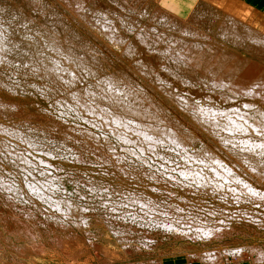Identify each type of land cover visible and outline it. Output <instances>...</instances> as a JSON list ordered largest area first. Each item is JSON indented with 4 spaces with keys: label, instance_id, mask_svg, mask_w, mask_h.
<instances>
[{
    "label": "rangeland",
    "instance_id": "1",
    "mask_svg": "<svg viewBox=\"0 0 264 264\" xmlns=\"http://www.w3.org/2000/svg\"><path fill=\"white\" fill-rule=\"evenodd\" d=\"M251 5L0 0V264L264 261L257 97L190 58L264 74Z\"/></svg>",
    "mask_w": 264,
    "mask_h": 264
},
{
    "label": "bare ground",
    "instance_id": "2",
    "mask_svg": "<svg viewBox=\"0 0 264 264\" xmlns=\"http://www.w3.org/2000/svg\"><path fill=\"white\" fill-rule=\"evenodd\" d=\"M237 1H239V3H252V5L253 4H255L256 5V9H257V7H258V12H260L261 14H263V16H264V0H237ZM250 5V4H249ZM251 5V6H252ZM254 6V5H253ZM248 7V6H247ZM252 9V8H251ZM254 9V8H253ZM255 10V9H254ZM255 12V11H254ZM260 14L258 13L257 14V16H259ZM257 18H259V17H257ZM256 18V19H257ZM264 20V19H263ZM253 22V21H252ZM262 23V22H261ZM252 24V23H251ZM254 24V23H253ZM260 25V24H259ZM256 26V25H255ZM261 34V33H260ZM259 35V34H258ZM258 39V41L259 42H261L262 40H263V42H264V37H261V36H258L257 37ZM207 48V47H206ZM204 49V48H203ZM202 50V49H201ZM201 50H198L197 52V55L195 54V56H193L192 55V57L190 56V58H191V61H192V63H193V65H195V66H197V68L199 67V68H203V70L205 69L207 72H209V73H211L213 76H214V79L215 78H219V80H229V82H230V80H231V82L232 83H230L231 85L233 84V85H235L236 86V84H238V85H240L239 87H240V89H239V87H238V89H239V91H241V92H244L246 95H253V96H256L257 98L255 99V101L254 102H246L245 104V106H251V107H254V110H255V113L257 114V115H259L260 116V118H262L263 120H264V93H263V95H261L262 94V91H264V74H262V71H263V69H261L259 66H255V67H253V66H250V67H248V68H246L245 70L246 71H243L242 73H241V75H239V76H237V72L239 71V70H241V69H243L245 66L243 65V64H240V63H236L237 62V59L238 58H235L234 56H232V55H230L229 57L227 56L228 54H226V56L225 55H223V57H218V58H216V60L215 61H217V63L214 65V64H212L211 63V61H210V59L211 58H213L212 56H213V54L215 53H213V52H211L208 48H207V50H209L208 52H205V57L206 56H208V59H206L205 57H203V54H204V51L203 52H201ZM206 50V49H205ZM214 50H215V48H214ZM193 50H190V52H192ZM195 51V50H194ZM216 51H217V49H216ZM194 53V52H193ZM222 53V52H221ZM225 54V53H224ZM191 55V54H190ZM220 56H221V54H219ZM216 57V56H215ZM238 57V56H237ZM61 58V57H60ZM185 58V57H184ZM189 58V57H188ZM203 58H205V60L203 59ZM235 59L234 61V63H233V65L232 66H227V62H229V61H227V60H229V59ZM239 60H240V58H239ZM227 61V62H226ZM190 62V61H189ZM188 62V63H189ZM231 62V61H230ZM241 62V61H240ZM245 62V61H244ZM57 63V62H56ZM249 63V62H248ZM58 64V63H57ZM230 64V63H229ZM231 64H232V62H231ZM190 65H191V63H190ZM253 65V64H252ZM194 67V66H193ZM202 70V69H201ZM240 72V71H239ZM264 73V72H263ZM212 76V77H213ZM262 79H263V81H262ZM216 80V79H215ZM218 80V81H219ZM233 80H237L235 83H234V81ZM239 81V82H238ZM225 82V81H224ZM226 82H228V81H226ZM219 85V84H218ZM230 85V86H231ZM233 85H232V87H230V88H232V90H233ZM259 85V86H258ZM236 88V87H235ZM234 88V89H235ZM237 89V88H236ZM238 89H237V91H238ZM259 95H260V99H262V100H260V101H262L261 103L262 104H260V105H257V103H258V97H259ZM258 100V101H257ZM136 107V106H135ZM206 112V111H205ZM215 112L216 111H214V110H211V109H208V111H207V114H208V116H212V114L214 113L215 114ZM226 112V111H225ZM224 112V113H225ZM146 113H147V111H146ZM228 113V112H227ZM226 113V114H227ZM235 113V112H234ZM243 113H244V111H243ZM251 113V112H250ZM149 114V113H148ZM234 115V114H233ZM238 115V116H237ZM235 114V116H237L235 119H234V117L233 118H229V117H227V119L225 118L226 117V115H225V117H224V119H226V125H228L231 129H233V130H236V132H238V131H241V132H243V133H245V132H247V131H249L251 128H254V130L256 131V132H261L262 130L264 131V121H263V123H261V121H260V123H256V122H253L252 120H250L247 116H248V114H247V116H245V115H242V114ZM250 115V114H249ZM253 116V115H252ZM218 117V116H217ZM222 117V116H221ZM240 117V118H239ZM214 118H215V116H214ZM219 118V117H218ZM254 118V117H253ZM116 119V118H115ZM216 119V118H215ZM255 119V118H254ZM214 120V119H213ZM218 120V119H217ZM255 121V120H254ZM121 124V123H120ZM130 124V123H129ZM210 124V123H209ZM216 124V123H215ZM218 124V123H217ZM262 129V130H261ZM238 130V131H237ZM144 132V131H143ZM165 132V131H164ZM163 132V133H164ZM250 132V131H249ZM148 134V133H147ZM147 136V135H146ZM172 136V135H171ZM170 136V137H171ZM174 136V135H173ZM148 137H150V136H148ZM169 137V136H168ZM173 138V137H172ZM176 138V137H175ZM169 139V138H168ZM180 139V138H179ZM251 139V138H250ZM263 139V138H262ZM149 140V139H148ZM249 140V139H248ZM171 141V140H170ZM175 141V140H174ZM153 142V141H152ZM245 142V141H244ZM247 143H248V141H246ZM245 142V143H246ZM175 143V142H174ZM178 143V142H177ZM254 142H252V144H253ZM259 143V144H258ZM257 144H258V146L260 147V148H262V150H264V141H262L261 140V142H258ZM249 144V143H248ZM250 145H251V143H250ZM250 145H249V147H250ZM180 146V145H179ZM184 146V145H183ZM184 149V148H183ZM189 157V156H188ZM194 157V156H193ZM192 157V158H193ZM195 158H197L198 159V157H195ZM211 158V157H210ZM216 158V157H215ZM200 159V158H199ZM202 159V158H201ZM214 159V158H213ZM218 159H216V160H214V161H217ZM222 162V161H221ZM217 163H220L219 161L217 162ZM258 168V167H257ZM249 170L252 172V174H253V178L254 179H257L258 181L260 180V179H263L264 178V175L263 176H259L257 173H256V171H253V170H251L250 168H249ZM260 171V170H259ZM202 172V171H201ZM255 172V173H254ZM196 173V172H195ZM215 175H218V173H214ZM224 174V173H223ZM198 176H202V174L200 175V174H197ZM205 175V174H204ZM203 175V176H204ZM209 176V175H208ZM211 176V175H210ZM195 177V176H194ZM197 178V177H196ZM206 178H209V177H207L206 176ZM205 178V179H206ZM210 178H212V177H210ZM209 178V179H210ZM260 178V179H259ZM199 179V178H198ZM203 179V178H202ZM204 180V179H203ZM264 180V179H263ZM198 182H199V180H197ZM208 181V180H207ZM262 181V180H261ZM210 181H208V183H209ZM213 182V181H212ZM264 182V181H263ZM200 183H201V181H200ZM203 183V182H202ZM201 183V184H202ZM206 183V182H205ZM204 183V184H205ZM251 183V182H250ZM210 184V183H209ZM263 184V183H262ZM208 185V184H207ZM249 190L251 191V192H253L255 195H257V196H260L262 193L264 194V191H260V190H256V189H254L253 187H249ZM262 194V196H264ZM205 230H207V229H205ZM203 232H204V234H207L208 236H211L212 234H214L215 233V231L212 233L210 230H208V231H204V230H202ZM201 231V232H202ZM198 232V231H197ZM200 232V233H201ZM219 232V231H218ZM217 234V233H216ZM202 235H203V233H202ZM220 254V253H219ZM217 257H220V256H216V255H213V256H210V258L209 259H212V261H215V260H218V258ZM258 257H259V255H258ZM190 258V257H189ZM188 258V259H189ZM261 258V257H260ZM259 258V260H261ZM204 259V258H203ZM189 260H191V259H189ZM197 260H199L200 262L202 261V262H204L203 260H201V259H197ZM206 262V261H205ZM260 261H258V260H252L250 263H252V264H257V263H259ZM210 264V262H206V264ZM261 263H264V261H262Z\"/></svg>",
    "mask_w": 264,
    "mask_h": 264
},
{
    "label": "crops",
    "instance_id": "3",
    "mask_svg": "<svg viewBox=\"0 0 264 264\" xmlns=\"http://www.w3.org/2000/svg\"><path fill=\"white\" fill-rule=\"evenodd\" d=\"M166 263L167 264H202V262L200 261L189 260L183 256H176V257L168 258L166 259ZM240 264H252V263L246 261ZM257 264H264V263H257Z\"/></svg>",
    "mask_w": 264,
    "mask_h": 264
}]
</instances>
